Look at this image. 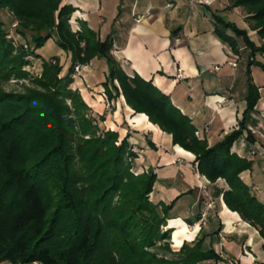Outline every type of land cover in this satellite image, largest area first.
<instances>
[{
    "label": "trees",
    "instance_id": "trees-1",
    "mask_svg": "<svg viewBox=\"0 0 264 264\" xmlns=\"http://www.w3.org/2000/svg\"><path fill=\"white\" fill-rule=\"evenodd\" d=\"M237 6L245 8L246 21L260 44L220 12L211 10L210 16L214 34L233 53H239L237 38L249 50L245 117L259 99L250 67L264 72V60L255 59L264 54V0H232L227 7ZM74 10L63 0H0V83L29 80L22 90L0 88V262L218 264L223 260L212 235L202 229L178 250L171 249L170 230L160 229L171 205L149 198L156 174L134 173L132 158L137 154L129 134L119 139L118 131L105 129L100 125L104 114L94 113L79 90L71 88L74 65H87L94 57L108 64L101 85L110 109L122 95L134 113L145 114L170 134L173 145L194 154L200 175L210 182L223 179L225 205L257 229L264 246V204L240 177L252 162L231 151L245 128L243 121L208 145L168 94L151 79L123 70L112 55L110 36L100 39L84 21L71 28ZM14 20L22 37L17 43L7 36ZM50 38L71 54L66 73L59 75V59L52 56L42 58L40 76L29 75L22 68L29 63L28 56H38L30 48H40ZM246 139L253 141L250 132ZM147 143L154 148L149 139Z\"/></svg>",
    "mask_w": 264,
    "mask_h": 264
},
{
    "label": "crops",
    "instance_id": "crops-1",
    "mask_svg": "<svg viewBox=\"0 0 264 264\" xmlns=\"http://www.w3.org/2000/svg\"><path fill=\"white\" fill-rule=\"evenodd\" d=\"M63 2L75 8L70 17L73 29L79 28V21H84L100 39L110 36L112 55L123 70L128 75L137 73L144 79H151L156 87L170 96L174 105L190 117L198 137L205 138L208 145L238 129L243 121L245 128L233 142L231 151L252 162L249 169L240 173V177L264 204V72H256L255 65L250 67L252 81L258 86L259 99L254 109L244 117L247 75L238 64V55L214 34L210 16V11L216 10L211 5L213 2ZM227 16L232 21V17ZM38 52L44 59L57 56L64 65L62 75L66 73L71 54L59 48L52 38ZM229 62L236 65L232 66ZM177 68L182 70L181 78H176ZM107 72L108 64L104 58L94 57L87 65H82L75 84L85 102L95 112L104 113L106 127L117 130L121 136L126 134V127L133 128L134 131L130 129L128 133L129 140L140 146V154L155 157L157 166H175L183 184L195 194L194 202L187 209L189 217L184 220L177 216L169 221L168 226L174 227V247H180L184 240H191L197 234V226L192 231L183 221H196L198 227L204 221H219L216 237L222 242L220 254L224 259H235L232 263L237 264H264L263 239L256 228L225 205L221 194L226 187L223 179L210 182L200 175L193 162L194 154L173 145L171 135L151 123L145 114H133L122 95L113 101V109L106 110L108 101L104 98L101 83ZM137 117H144L145 120L139 123ZM248 132L253 141L246 139ZM148 139L154 148L148 146ZM142 165L138 172L142 171ZM169 186L172 189L175 187ZM183 190H177L176 195ZM163 195L160 192L158 200H166Z\"/></svg>",
    "mask_w": 264,
    "mask_h": 264
},
{
    "label": "rangeland",
    "instance_id": "rangeland-1",
    "mask_svg": "<svg viewBox=\"0 0 264 264\" xmlns=\"http://www.w3.org/2000/svg\"><path fill=\"white\" fill-rule=\"evenodd\" d=\"M207 1V0H206ZM210 2H213L211 5L214 6L216 8V11L220 12L222 15H224L227 19L228 18V14L232 17V21L234 22L239 28L241 29H245L247 34L250 36V38L252 40H254L256 42V44H260L261 40L260 38L256 35V31L252 30L249 26V22L246 21V10L243 7L237 6V7H233V8H228L227 6L230 5L232 3V0H208ZM227 7V8H226ZM229 16V17H230ZM16 27H17V20H14L10 26L7 27L8 35L9 37H12V43H17L18 41L22 40V37H20V35L17 33L16 31ZM72 28V26H71ZM73 29V28H72ZM228 32L230 34H232L231 31L228 30ZM53 39V38H52ZM54 40V39H53ZM264 41V39H263ZM237 42H238V46H239V53L237 54L238 56L237 61L238 64L241 68L245 69V73H246V67H247V63H248V56H249V50L244 46V43L242 41L241 38H237ZM16 45V44H14ZM41 48V47H40ZM34 49V48H30V50L34 51L38 56H28L29 59V63L23 66V70L27 71L29 73V75H33V76H40L41 73V61H42V57L39 54V49ZM57 57V56H56ZM51 57H49L48 59L45 60H49ZM44 59V58H43ZM59 59V58H58ZM255 59L263 61L264 60V54H256L255 55ZM59 64L61 65V71H60V76H62V68L64 65L61 64L60 59H59ZM78 65V63H76L74 65V67ZM69 67V66H67ZM256 68V72L261 71V69L258 66H255ZM82 68V65H81ZM81 71V69H80ZM79 71V73H80ZM78 71L75 70V68H73V73H72V83H71V88L72 89H76L79 90L78 86L75 84L76 79L79 76ZM260 73V72H259ZM29 83L28 79H9L6 82H2L0 83V88L4 89V90H22L23 85H27ZM106 110L110 109V105L108 107H106ZM93 110V108H91ZM109 111V110H108ZM94 113H97L93 110ZM98 114H104V113H98ZM133 114H137L134 113ZM105 117V114H104ZM102 125L105 129H110L107 128L105 125V120L100 124ZM128 128L126 134L129 133V131H131L130 129H132V131H134L133 128ZM117 131V130H116ZM120 132L122 133V131L120 130ZM119 133V132H118ZM125 134V135H126ZM124 135V136H125ZM124 136H121L119 133V139L123 138ZM129 139V138H128ZM129 142L132 144V150L135 151V153L137 154V157H133L132 158V170L134 171V173H140L138 172V170H140V164H144L141 167V172H146V173H152L154 172L156 174V180L154 182L153 185V194L150 193L149 194V198L156 201L158 200V194L161 192L164 195L162 196L163 198H165L166 200L162 199L163 202L165 204L171 205L168 209H167V221L164 225L160 226L161 231H167L170 230V237L167 240L168 244L170 245L171 249L173 251H176L179 249V247H174L173 242H172V233H173V229L174 227H169V221L172 219H176L177 216H179L180 218L186 220L187 217H189V215L187 214V209L190 206L191 203L194 202V197L195 194L193 191H191L189 188H186V186L183 184V181H181L180 179V173L179 171H177V169L175 168V166H170V167H162V166H157L155 163V157H150V154H140V146H138V144L136 142H132L129 140ZM135 147V149H134ZM175 186L173 189L169 186ZM180 189H184L182 191V193H180V197L176 198L178 195L177 194V190ZM155 195V197H154ZM157 195V198H156ZM161 200V201H162ZM159 201V200H158ZM185 224L188 225V227L190 228V230H194L197 226L196 231L198 232L200 229H202L203 232L212 235L213 238V247L215 249V251L220 254V249H221V245L222 242L218 241L216 234L214 233L216 230H218V226H219V221H204L203 225H200L201 227H198V224L196 223V221L191 222V221H183ZM211 237V236H209ZM192 240V239H191ZM191 240H184L187 242H190ZM161 242H157V244H160ZM176 244V243H175ZM164 253V252H162ZM221 255V254H220ZM222 256V255H221ZM223 260L219 261L218 264H237V263H232L235 259L232 258H225L222 256ZM0 264H12L10 261L8 260H3L0 262ZM36 264V263H34Z\"/></svg>",
    "mask_w": 264,
    "mask_h": 264
},
{
    "label": "built area",
    "instance_id": "built-area-1",
    "mask_svg": "<svg viewBox=\"0 0 264 264\" xmlns=\"http://www.w3.org/2000/svg\"><path fill=\"white\" fill-rule=\"evenodd\" d=\"M229 64L230 65H232V66H235L236 65V63L235 62H229ZM75 70L76 71H78V73H79V71H80V69H81V65L80 64H78V65H76L75 67ZM214 69H217L218 67H213ZM182 77V70H181V68H177L176 69V78H181ZM116 82V81H115ZM117 83V82H116ZM104 95V94H103ZM104 98H106L105 97V95H104ZM109 106V103L108 102H106V107H108ZM134 149H135V147H134Z\"/></svg>",
    "mask_w": 264,
    "mask_h": 264
},
{
    "label": "bare ground",
    "instance_id": "bare-ground-1",
    "mask_svg": "<svg viewBox=\"0 0 264 264\" xmlns=\"http://www.w3.org/2000/svg\"><path fill=\"white\" fill-rule=\"evenodd\" d=\"M144 120H145L144 117H137L136 118V121L139 122V123L143 122Z\"/></svg>",
    "mask_w": 264,
    "mask_h": 264
}]
</instances>
